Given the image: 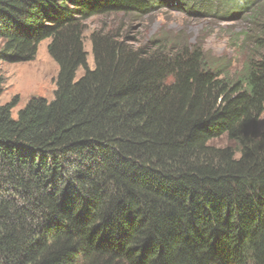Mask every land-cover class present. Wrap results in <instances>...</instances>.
Segmentation results:
<instances>
[{
  "label": "trees",
  "instance_id": "1",
  "mask_svg": "<svg viewBox=\"0 0 264 264\" xmlns=\"http://www.w3.org/2000/svg\"><path fill=\"white\" fill-rule=\"evenodd\" d=\"M259 1L0 0V62L49 40L59 67L53 100L0 106V264H264ZM171 4L250 11L259 32L234 78L200 46L134 48L117 31L91 34L89 67L88 20ZM223 136L235 147L211 144Z\"/></svg>",
  "mask_w": 264,
  "mask_h": 264
},
{
  "label": "rangeland",
  "instance_id": "2",
  "mask_svg": "<svg viewBox=\"0 0 264 264\" xmlns=\"http://www.w3.org/2000/svg\"><path fill=\"white\" fill-rule=\"evenodd\" d=\"M263 2L261 0L256 3L253 9ZM171 5L172 7L167 5L155 8L144 16L117 14L88 20L84 45L88 52L89 67L94 68L91 34L95 31H117L134 48L149 45L158 39H172L181 44L200 46L218 70L234 78L250 56L251 42L259 32L258 27L252 24L250 11L233 9L232 14L224 15L221 12L220 17H216L212 15L214 12L206 15L201 11H191L186 14ZM262 22L264 23V19ZM48 44L49 40H45L39 45L36 57L31 62H0V76L5 81L0 106L18 96L19 104L13 111L14 117L32 98H45L48 101L54 99L59 67L48 53ZM82 75L81 69L77 77ZM259 129L264 131V117L260 119ZM211 144L217 147H235L227 136L214 140Z\"/></svg>",
  "mask_w": 264,
  "mask_h": 264
}]
</instances>
